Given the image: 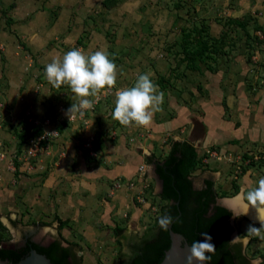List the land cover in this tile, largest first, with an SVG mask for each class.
Returning <instances> with one entry per match:
<instances>
[{
    "label": "rangeland",
    "instance_id": "rangeland-1",
    "mask_svg": "<svg viewBox=\"0 0 264 264\" xmlns=\"http://www.w3.org/2000/svg\"><path fill=\"white\" fill-rule=\"evenodd\" d=\"M102 1L0 0V142L4 150V159L0 160V215L16 212V221L22 225L63 220L59 221L57 235L74 245L80 264H119L123 243L117 236L127 228L134 230L136 236L143 235L154 226L160 206L165 203L152 193L153 179L148 178L135 188L120 176L106 175V180L96 185L93 177L85 176L89 185L81 186L77 185L79 182L71 185L67 172H62L71 168L76 177L78 166L73 167L72 160L66 158V146L55 149V139L74 142L87 160L102 163L110 162L107 156L112 152L102 155L98 147L109 135L115 136L111 139L114 142L124 131L128 136L120 146H130L129 127L112 118L117 90L133 86L139 74L147 73L164 93L162 111L154 115L157 122L169 119L177 105L193 109L202 118L207 108L212 110L213 106L210 109L207 103L218 106L223 100L226 106L221 116L236 127L242 120H252L257 122L252 126L257 131L264 128V0ZM235 18L241 19L244 26L233 22ZM200 27L206 28L203 36H208L210 45L222 35L227 40L222 53L205 52L190 66L184 47L191 50L194 44H185L184 38L186 34L195 36ZM73 48L86 54L107 49L118 66L117 85L94 99L93 109L82 116L75 113V120H66L62 126L68 125L67 128L62 127L57 137L30 156L28 148L22 147L32 135L21 143L18 131L34 121L45 122L55 114L69 118L66 110L78 102L68 86L55 88L45 76V66L53 57L62 59ZM192 121L182 125L185 132ZM49 125H44L45 130L52 128ZM193 126L192 134L200 137L204 132L201 122L196 120ZM152 127L155 126H135V133L147 135ZM91 135L99 144L94 142L96 154L84 148ZM167 143H171V137L162 145ZM229 143L238 145L224 152L222 143L194 145L201 161L191 176L214 170L218 198L237 195L242 185L255 187L264 177V137L245 142L231 139ZM162 145L156 147L159 155L165 153ZM204 158L207 161H202ZM87 167L94 172L98 166ZM55 170L57 173L50 178ZM243 175L247 178L245 184L244 178L238 181ZM234 184L240 186L238 190ZM72 192V201L80 208L77 217L71 210ZM128 205L142 207L138 219H132L133 206L129 210ZM236 215L233 225L239 236H245L251 223L260 226L242 213ZM0 222L5 227L0 228L2 242L13 240V233ZM243 252L250 259L260 257L258 264H264V240L259 237L249 238Z\"/></svg>",
    "mask_w": 264,
    "mask_h": 264
},
{
    "label": "water",
    "instance_id": "water-1",
    "mask_svg": "<svg viewBox=\"0 0 264 264\" xmlns=\"http://www.w3.org/2000/svg\"><path fill=\"white\" fill-rule=\"evenodd\" d=\"M185 153L183 146L176 145L163 161H157L151 153L146 155L148 166L141 174L154 178L152 193L168 196L169 205L161 217L170 215L172 222L164 229L159 219L142 238L134 230L125 229L117 236L123 243L118 253L121 264H188L191 244L203 239L202 232H208L216 245L215 253H208L210 261L204 264H258L260 257L250 259L244 255L249 239L245 242L233 225V215L243 214V205L233 199L236 195L215 196L214 170L185 175ZM244 216L258 222L254 210ZM0 220L14 235L13 240L0 242V264H79L74 245L57 235V219L47 225H22L16 221V212H8L0 215ZM233 237L238 239L233 241Z\"/></svg>",
    "mask_w": 264,
    "mask_h": 264
},
{
    "label": "clouds",
    "instance_id": "clouds-1",
    "mask_svg": "<svg viewBox=\"0 0 264 264\" xmlns=\"http://www.w3.org/2000/svg\"><path fill=\"white\" fill-rule=\"evenodd\" d=\"M118 66L107 49H100L91 54H86L79 48L67 51L62 59L57 56L45 66V76L55 88L68 86L71 92L78 98L77 103H72L66 110L70 114L79 113L81 116L88 110L94 108V99L98 100L102 93L111 90L117 85ZM164 93L159 90L150 78V74H139L134 85L121 88L115 93V107L112 118L125 127H150L154 115L162 111ZM239 201L244 208L243 215H249L254 210V219L259 222L247 225L243 240L259 237L264 240V177H261L256 186L252 188L241 187L240 191L233 198ZM238 219L237 215H233ZM172 222L170 215L160 218L159 224L167 229ZM202 240L194 241L190 247V254L187 257L188 264L193 261H210L208 253H215L216 245L213 237L208 232L200 234ZM238 237H233V241Z\"/></svg>",
    "mask_w": 264,
    "mask_h": 264
},
{
    "label": "crops",
    "instance_id": "crops-1",
    "mask_svg": "<svg viewBox=\"0 0 264 264\" xmlns=\"http://www.w3.org/2000/svg\"><path fill=\"white\" fill-rule=\"evenodd\" d=\"M207 105H209L210 109H211V106H213L212 110L209 109L210 111H208V108H207L202 118L199 115H196L193 109L191 110L188 107L177 105L175 108V113L172 114L171 117L169 116V119L164 120V121H159V122L153 119V123L151 125L155 127H152V129L148 131L147 135H145L144 133L143 134L141 133L139 134L138 132L135 133V130H137L135 126L129 127L128 131H131L132 136H129L128 138L132 142L129 141L128 145L130 146L129 147L126 146V148L125 147L122 148V146L120 145H121V141L123 140L126 141L127 136H128L126 135L127 133L122 131L120 133V136H118V138L116 139V141L114 140V142H111V139L112 140L115 139V136L109 135L107 137L108 139L105 138L103 140L104 141V143L102 142L103 147L101 146V144H100V147H98L100 148L98 151L102 155H107V153L112 152L111 154H109V156H107L110 161L108 163L107 162L102 163L101 161L92 160V159L87 160L86 157L82 155L84 154L82 152L83 150H81L82 148L79 151L78 147H76V144L74 142H71V141L65 142L61 140L62 138L55 139L56 141V143L54 144L55 149L59 145L62 147L66 146V147H63L68 150L66 158H69V161L72 160L71 163L73 167L78 166L77 168L78 173L76 177L72 174L71 168H64L62 172L64 171L67 172L66 174L72 182L71 185H73V183H76V182L77 183L79 182V184L77 185H81V186L82 185L84 186L85 184L89 185V182L86 180L85 176L93 177V179L95 180L94 185H96L97 182L103 183L104 179L106 180V175H111V176L115 175V176L122 177V179L124 180H127V181L129 180V182H131L135 186V188H137L138 186L140 188V185H142L143 182L147 181L148 178L154 180V178L151 175L141 174V171H144L148 166V163L146 161V155L151 153L156 157V159L161 160L169 151L171 143L164 144L166 149H165V153H163L162 155H159L156 153V147L157 146L161 147L162 142H164L169 137H171V142L172 141H187L190 144H192L191 142H193L192 144L193 146L195 144L200 145V143H202L205 145V147H207L208 145H212V144L218 145L222 143L221 150L223 152L225 149H228V148L231 149L234 146L238 145V144L229 143V140L231 139L235 141L245 142L251 139L259 140L261 137H264V128L261 131H257L255 128L252 127V126H255L254 124L257 123L256 121H252V120L243 121L242 120L241 125L236 127L233 121H229L223 118L221 116L222 115L221 111H223V108L226 106V102H224L223 100H221V103L218 106H216L215 104L210 105V103H207ZM192 119L194 121L190 123V127L185 132V129L182 125H184L186 122ZM195 119L201 122V125L203 126V129H204V132L200 137H194V135L192 134L194 127H195L193 126V123L196 121ZM66 126L68 125H65L64 127ZM85 128H88V127L85 126L84 129ZM154 130L155 131L160 130L161 133L154 134L153 133ZM175 130H177V132H175ZM61 131L62 129L60 130V132ZM179 131H181L182 133L185 132L186 134H182ZM227 131H229L232 134L228 135ZM114 133H118V132L115 131ZM109 137L111 138L109 139ZM164 145H162V147H164ZM97 146H99V144ZM23 147L24 148L27 147V143H25ZM57 149H59V147ZM115 154H118L119 156ZM75 157H78V158H75ZM221 157L219 159H221ZM91 160L92 162H89ZM202 161H207V158L202 159ZM87 166H98V167L94 168L93 169L94 172H93V171H89ZM141 166H144L142 170L139 169ZM221 171L222 170L220 169L217 170L219 174L222 173ZM55 172L57 173V170L52 172V174L50 175V178L54 177L53 174ZM245 176L246 175L239 177L240 179H238V181L240 182L243 181V184H245V180L247 179ZM247 176H248V172H247ZM235 178H237V176H235ZM242 178H244V180L241 181ZM245 187L247 186L245 185ZM91 188L95 189L94 186H92ZM74 197H75L74 192H72L71 198H70L71 201ZM83 197H86V196L83 195ZM132 206L133 205H130V206L128 205L129 207L128 209L130 210ZM141 208L142 207H139V206H133V209H131V216L133 220L138 219L139 211L141 210ZM73 209H74L73 216H76V217L79 216L80 208L77 207V202L75 204L74 202L72 203L71 210Z\"/></svg>",
    "mask_w": 264,
    "mask_h": 264
},
{
    "label": "trees",
    "instance_id": "trees-1",
    "mask_svg": "<svg viewBox=\"0 0 264 264\" xmlns=\"http://www.w3.org/2000/svg\"><path fill=\"white\" fill-rule=\"evenodd\" d=\"M102 3L107 4V3H109V0L108 1L107 0H103ZM233 22L238 23V24L244 26V22L241 21V19H239V18L233 19ZM262 31H263V34H264V29H262ZM195 33H196L195 36H193L192 38H190V36L188 34H186L185 35V38H184V43L185 44L186 43L187 44L188 43L194 44V47L191 50H189L186 47H184V51L186 53V57L190 61V64H189L190 66H192L194 64V62L197 59H199L205 52H208V53L209 52L210 53L211 52H214L216 54L222 53V47L226 43V40H227L226 35L225 36L222 35V38H220L219 40H217V38H214L215 39V43L212 44L213 45L212 46V45L209 44V42L207 40L208 36H206L207 38H205L203 36L204 33L207 34V30H206L205 27L197 28L195 30ZM64 123H65V121L62 122L59 125V130L62 129V125ZM42 131H43V129H42V126L40 124L38 125V124H34V123H29L28 125L25 126L24 129H22V131L21 130L18 131V132H20V133H18L19 136H20V142L22 143L23 141H26V139L30 135H32V136L38 135ZM21 143H20V145H21ZM96 145H97V143H96ZM176 145H181L185 149V152L186 153H185V159L183 161L182 170H183V173L185 175L191 176V172L199 164V162L201 161V158L198 156V153H197L195 147L192 144H190L189 142H187V141H172L171 142L170 149L167 152V154L161 160H158L157 159V161H163V160H165L170 155L171 151L173 150V148ZM234 187H235L236 190L239 189V185H237V184H234ZM213 192H214V194H215L216 197L219 196L218 193H217L216 188L214 187V182H213ZM158 196L161 198V200H164L165 203L160 206V213H159V215L157 216V218H156V220L154 222L155 224L157 223V221L160 219V217L162 216V214L166 210L167 206L169 205V201H170L169 198H168V196H166V195H163V194H160L159 193ZM59 221L62 223L63 220H60L59 219ZM0 228L2 230L5 229V227L1 224V222H0ZM152 228H153V226L152 227L150 226L146 230V232L143 235H141V238L144 237ZM3 238L4 237H2V234H0V242H2ZM119 242H120V240H119ZM0 249H2V248H0ZM121 262H122V258L120 257L119 264H121Z\"/></svg>",
    "mask_w": 264,
    "mask_h": 264
},
{
    "label": "built area",
    "instance_id": "built-area-1",
    "mask_svg": "<svg viewBox=\"0 0 264 264\" xmlns=\"http://www.w3.org/2000/svg\"><path fill=\"white\" fill-rule=\"evenodd\" d=\"M69 117V116H68ZM76 118V114H70V118H66L64 117L62 114H55V117H49L48 120H45V122H33L34 124H40L42 126L43 131L38 134V135H34V136H30V138L27 139V148L26 151L28 153V155L33 156V154H35V152L38 150V148H40V146H42L45 142L54 139L55 137H57L59 135V125L66 121V120H75ZM52 125V128L50 130H45V126L44 125H48L49 124ZM31 140V143L28 140ZM95 137L93 135H91L89 137L88 140H86V142L84 143V148L88 149L90 151L91 154H96V149H95ZM24 147H22L23 149ZM25 149V148H24ZM29 156V157H30ZM257 157V156H256ZM4 159V150H3V146L2 143L0 142V160ZM21 160V158H18V160ZM29 163V162H28ZM140 170L143 169V166H141L139 168Z\"/></svg>",
    "mask_w": 264,
    "mask_h": 264
},
{
    "label": "flooded vegetation",
    "instance_id": "flooded-vegetation-1",
    "mask_svg": "<svg viewBox=\"0 0 264 264\" xmlns=\"http://www.w3.org/2000/svg\"><path fill=\"white\" fill-rule=\"evenodd\" d=\"M138 238H141V235H139V236H137ZM68 243H71V242H68ZM72 244V243H71ZM73 250L76 252V254L78 255V257H79V254H78V252H77V250H75V248L73 247ZM79 264H80V259H79Z\"/></svg>",
    "mask_w": 264,
    "mask_h": 264
},
{
    "label": "bare ground",
    "instance_id": "bare-ground-1",
    "mask_svg": "<svg viewBox=\"0 0 264 264\" xmlns=\"http://www.w3.org/2000/svg\"><path fill=\"white\" fill-rule=\"evenodd\" d=\"M252 220V219H251ZM253 221V220H252Z\"/></svg>",
    "mask_w": 264,
    "mask_h": 264
}]
</instances>
